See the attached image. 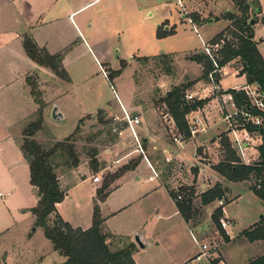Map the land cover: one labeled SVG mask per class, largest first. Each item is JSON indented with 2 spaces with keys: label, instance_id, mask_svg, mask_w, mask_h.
Wrapping results in <instances>:
<instances>
[{
  "label": "rangeland",
  "instance_id": "obj_1",
  "mask_svg": "<svg viewBox=\"0 0 264 264\" xmlns=\"http://www.w3.org/2000/svg\"><path fill=\"white\" fill-rule=\"evenodd\" d=\"M92 1L30 0L28 5L37 6L36 8L40 11L50 7L52 11L62 10V14H67ZM260 3L264 14V0H260ZM209 5H211L210 0H97L74 14L72 22L82 33L89 47L93 49L98 65L93 60L92 53L83 46H71L72 51L68 54L65 62L69 81L66 82L55 76V86H63L59 89L63 93H58L55 96L57 98H55L54 104L47 108L42 128L35 133L33 139L42 148L49 149L55 143L71 137L70 141L78 162L81 160L86 163L80 169V174L97 176L100 185L109 183L110 175L124 169L130 162L146 163L148 160L149 164L157 169L155 170L169 188L180 190L182 199L187 196L186 188L188 186L193 188L191 200L195 206V213L189 228L199 244L207 246L210 260L216 264H220V262L245 264L248 258L256 254L255 248H261L264 251V240H257L261 243L253 244L254 241L250 242L240 237V233L232 234L238 233L247 223H251L259 211L262 212L264 208L262 203L254 195L245 194L246 192L242 188L235 186L241 182L231 183L219 173V180L216 181L206 173L197 176L194 170L187 172L181 162L167 158L160 149L164 147L169 152H173L177 146L172 142V136L177 133V129L171 126L170 121L164 120V115L168 112L163 100L172 88L185 86V95L192 96V100L185 99L188 102L197 101L202 96H205V99L202 100L209 101L216 98L219 92L222 94V92L232 90L209 89V86L214 88V84L204 79L202 65L188 60L193 54L206 52L205 49L214 52L218 50V47L211 46L209 43L225 29L223 28L225 25H230V21L222 19L223 15L229 13L237 17L241 16L238 8L232 6L230 0H215L214 10H222L221 12H214L211 6L209 9ZM193 16L200 22L212 19L215 23L207 25L204 29L197 28L190 23V18ZM250 19L254 20V24L250 25L253 30L254 28L256 30L253 41L264 58V21L259 23L258 16L253 17L249 14L247 21ZM218 21L223 24L222 27ZM257 23L259 24L255 27ZM60 26L72 33L73 25H70L67 20H62ZM159 26H162V30L165 26L169 27V30H164V34L160 37L158 36ZM211 35H213L211 40L205 43V39ZM225 40L232 41L228 35ZM220 43L222 44V41ZM162 54L171 55H168L167 59L158 57ZM139 57L148 58L142 60ZM122 61L125 63V68L110 84L103 72L107 75L108 71L119 70ZM240 69L241 61L238 58L219 69L217 72L219 77L221 79L225 77L221 86L230 88L239 85L242 82L237 77ZM30 80L37 84V81H41L42 78L33 74L30 76ZM246 86L247 84L234 91L245 94ZM252 86L257 85L253 84ZM34 90L36 92L35 100H41L38 87L35 86ZM258 90L260 91L259 87ZM119 101L122 104H127L129 101L127 112L139 117L140 124L135 128L138 138L149 137L156 142L160 141L162 145L153 148V143L146 144L143 154L134 152L136 146L132 133L127 128H121L120 123L115 124L113 121L115 117L121 118V114H105L101 117L97 112L109 105L120 111ZM54 108L59 109L57 113L63 115L62 118L52 119ZM235 110L238 111L237 108L234 110L229 108L228 111L226 108L223 110L224 115L232 114ZM36 119L37 114L24 124L23 129ZM246 122V118L238 113L233 116L231 123L233 128L240 129ZM114 129L117 131L113 132ZM214 133L218 134V146L210 147L213 149L212 151H207L206 146L202 148L206 150L201 151L202 160H199L201 166L212 169V166L219 163L230 166L241 164L240 157H237L236 145H232L227 140L222 128H218ZM251 136L258 135L252 133ZM210 137L211 135L208 134L205 139V144L208 146ZM184 153L185 162L189 165L193 163L192 148H187ZM94 154L96 156L93 159ZM90 158L96 161V172L92 171L93 163L90 162ZM63 160L56 158L53 163L58 166L62 165L55 172L61 185L65 187V176L60 175L65 170ZM150 169L151 167H148V170ZM149 173L144 174L140 182L134 178L133 181L121 184L118 190L108 196L106 210L115 209L124 201H129L130 204L125 212L120 215L116 214L109 220V225L122 227V231H125L127 226L144 225L143 213L146 216H150V213L153 215V206L158 208V215L162 220L157 222L152 220L150 225H159L165 221L163 218L170 215L168 213H170L171 205L163 191H154L151 196L142 198L147 191L152 190L155 186V182L144 183V179H147ZM12 174L16 180V188L15 190L9 188L12 196L0 203V229L3 228L7 220L4 219L7 214L3 207L10 209L9 216L13 222L10 233L3 236L4 244L5 246L14 244L29 252L33 249L39 251L43 249L48 254L51 250L50 243L43 236L41 228H37L31 234V230L36 226L33 225L34 218L29 212L36 196H33L29 187L28 174L16 166L13 167ZM210 176L213 175L210 174ZM214 183L219 184L227 192L224 193L222 199L214 201L212 204L202 205L201 190L207 191L208 186ZM254 183L255 180L250 179L240 186L251 187ZM90 191L87 183L81 185L72 193L71 198L60 207V213L70 224L81 228L89 227L92 208L90 207V205L92 206ZM5 192L4 188H0L1 194H5ZM237 192L241 198L237 204H233L229 208L232 214L237 215L236 225L228 227L224 232L217 222L224 217V207L229 200L235 198ZM219 201L223 202L222 206L219 205ZM216 210L221 211L217 222L213 219ZM175 220L174 217L169 220L173 228H175ZM228 222L230 223L229 220ZM133 235L131 236L134 241ZM249 242L252 245H249ZM186 244L185 242L183 247ZM107 246L110 250H115L122 244H118L116 239H109ZM142 252L144 255L150 254L148 256L152 257L155 251ZM49 256L54 258L53 254H49ZM155 257V255L153 258L147 257L146 261L148 263L154 261ZM0 264H5L1 257Z\"/></svg>",
  "mask_w": 264,
  "mask_h": 264
},
{
  "label": "crops",
  "instance_id": "obj_2",
  "mask_svg": "<svg viewBox=\"0 0 264 264\" xmlns=\"http://www.w3.org/2000/svg\"><path fill=\"white\" fill-rule=\"evenodd\" d=\"M30 0H0V188H4L6 190L5 194H9L3 200L0 199V203H3L7 198L12 196V192H10L9 188L15 190V179L14 175L12 174L13 167L16 166L23 170L25 173L28 174V184H29V169L27 162L24 160L22 153L20 151V144L22 141V132L24 124L27 121H30L31 118L37 113L39 109L42 111L43 122L44 116L46 114L47 108L54 104L55 97L58 93H63V91H59L63 86H55V75L48 69L39 67L35 63H33L30 59L27 58L25 52L23 50V37L25 35L29 36L35 44L42 49H45L47 53L50 55H55L60 52H65L63 59H62V66L65 70V62L68 54L72 51V45L76 46H83L88 52L92 53V58L95 61L96 65H98V61L96 55L93 54L94 51L89 44L87 43L86 39L82 36V33L79 29L74 25L72 22V16L79 12L80 10L88 7L89 5L93 4L97 0H93L91 3L84 5L82 8L72 12V13H65L62 14V10L52 11L50 7L45 9L44 11H40L37 6L33 4H29ZM231 1V0H230ZM251 2L253 0H247ZM260 6V13L257 15L260 18L259 23H263L264 21V14H263V7L261 6L260 0H256ZM210 6L214 12H221L215 11V0H210ZM233 6V3L231 2ZM62 20H67L70 25H73L72 33L71 31H66L65 28L62 29L61 22ZM262 20V21H261ZM219 22V21H218ZM197 28H205L207 25L215 23L212 19H208L201 23L200 25L193 24ZM222 27V23L219 22ZM257 23L255 27L259 24ZM57 25V26H54ZM160 27V26H159ZM225 25L223 28H226ZM222 28V29H223ZM221 29V30H222ZM165 31L169 30V27L165 26ZM220 30V31H221ZM256 34V30H253ZM214 35V34H213ZM211 35L209 38L205 39V43L211 40ZM215 36V35H214ZM261 39V38H260ZM74 40V41H73ZM264 47V45H263ZM259 53L260 49H259ZM164 55V54H162ZM171 55V54H165ZM160 56V55H158ZM262 56V54H261ZM155 57V56H149ZM144 58V57H139ZM148 58V57H145ZM263 58V56H262ZM264 60V58H263ZM110 69V68H109ZM111 70V69H110ZM66 71V70H65ZM239 72V71H238ZM36 74L39 78H42L41 81H37L36 86L38 87L39 92L41 93V105L38 104L33 96L30 93V87L27 84V78H30L31 75ZM232 76H234L232 74ZM235 77V76H234ZM241 79V83L238 85H234L230 88H223L221 86L222 80L225 78L223 77L217 85L213 87L209 86V89L212 90H222L226 91L228 89L238 90L241 89L242 86H245V77L244 76H237ZM248 86V85H247ZM217 93V92H215ZM219 92L217 93L216 98H212L202 108H199L195 111H191L189 114L186 115L185 120L188 126H193L197 133L196 135L191 138L185 139L182 143H175L176 149L173 152H169L168 149L162 147L160 148L161 151L165 154L167 158L175 159L181 162L184 165L185 171L190 172L194 170L197 176L203 175L206 173L209 177L213 178V180H219L220 175L215 172L211 167H202L199 160L201 158V151L213 150L212 146H218V132L214 133L215 130L218 128H222V132H224V136L227 140L235 146V140L239 142H243L242 151L239 152L237 149V157L242 161L241 164L244 165H251L258 160V152L256 148L260 145L261 140L259 136H251L252 133L245 132L242 128L240 129H233L229 127V124L224 120V109L227 108V111L231 106L228 104L225 106L221 97L223 96ZM205 99V96L198 98V100ZM129 102V101H128ZM127 104H122L119 101V104L126 109L128 106ZM120 107V106H119ZM106 108V109H105ZM101 110L105 114L109 115H116L119 114L120 111L117 109H113L112 106H107ZM232 109V108H231ZM59 109L56 108V113ZM97 111V112H98ZM95 113V112H94ZM60 114V113H59ZM63 116V115H61ZM167 116V120L170 121L172 124L171 126L175 128L174 122L168 114H165L164 117ZM62 118V117H61ZM58 119V118H57ZM56 119V120H57ZM221 133V132H220ZM210 134V141L209 146L205 144L206 136ZM255 135V133H254ZM144 141L146 144L151 145L153 143V148L157 147L158 145H162L160 141L156 142L155 140H151L149 137H144ZM208 140V139H207ZM206 146V147H205ZM192 148V158L194 162L190 165L185 162V151L187 148ZM205 147L206 149H202ZM172 161V160H171ZM148 162V163H147ZM83 161H79L77 167L67 171L64 170V173L60 175L65 176V187L61 185L59 180L61 189L65 192L64 198L62 202L56 204V212L60 216V218L68 223L73 229H81L83 231L89 229L91 227L92 221V214H93V205L97 204L99 208V214L102 219V233L103 234H110L116 238H126L131 242H134L132 239V234H139L142 243L145 245L144 249H139L136 246L135 251L132 253L131 258L135 264H208L206 261H194L195 256L198 254V247L192 241L189 235V224L192 221L186 223L179 212L177 211L176 205L173 199L170 197L169 193L167 192L165 185H167L159 176V173L153 168L149 161L146 160V163L139 162L137 163L136 167L132 171L125 172L118 178H114L110 180L109 183L104 185L107 186L106 188V197L104 201L99 202L96 200V193L101 188L102 185L99 183H93L92 177L87 174H80V169L82 166H85ZM148 167H151L148 170ZM152 170L158 175L157 177L153 176ZM197 170V171H196ZM201 170V171H200ZM150 172L147 175V179H144L145 184H151L155 182V186L152 190L147 191L142 198H146L147 196H151L154 191H163L166 195L168 202L171 205V210L169 211L170 215L163 218L165 220L163 223L159 225H150L152 220L157 222L160 220V216L158 215V208L152 207L153 215L150 213V216H146L144 214V225L137 224L135 227L127 226L125 231H122V227H115L114 225H109V220H111L116 214L120 215L121 213L125 212L127 207L130 206L129 201H124L115 209L106 210V205L108 201V196L112 192L118 190L121 184L128 183L133 181L135 178L137 181H141V177ZM115 173V172H114ZM113 173V174H114ZM111 174V175H113ZM212 174L213 176H210ZM193 178V177H192ZM194 179V178H193ZM248 181H243L239 183V185H235L236 187L239 186L246 192L245 194L253 196L254 193L251 191L250 187H243L240 186L242 183H246ZM87 183L90 187V199L92 206L90 205L91 216H90V225L86 228H81L70 224L60 213V207L63 203L68 201L71 198L72 193L78 189L81 185ZM232 183V182H231ZM216 183L208 186L210 189ZM29 187L33 193V196H36L35 189L29 184ZM204 187V186H203ZM173 190V188H170ZM224 189V188H223ZM234 189V188H233ZM204 190H201L203 193ZM227 190L225 189V193ZM200 193V194H201ZM255 196V195H254ZM256 197V196H255ZM241 195H235L234 199L229 200L227 205L224 207V216L230 221L231 227H235L236 225V218L237 215L232 214L229 208L233 204H237ZM257 198V197H256ZM33 205H31L30 209L34 208L37 204L38 198L37 196L34 198ZM262 205L264 203L257 198ZM74 203H76L74 201ZM78 204V203H77ZM194 204V203H193ZM212 204V203H211ZM78 206V205H76ZM5 208V212L7 216H4L6 220L5 225L2 229H0V257L3 259V263L5 264H64V258L61 257L56 251L53 250V247L50 243V252L47 254L45 250L39 251L32 250V251H25V249L17 247L14 244L6 245L4 244L3 236L5 234H9L10 230L12 229L13 222L10 220V209L8 207ZM23 213V212H22ZM31 214V212H29ZM263 213V214H261ZM32 215V214H31ZM154 216V217H153ZM34 218V216L32 215ZM174 217L176 220L175 228H173L169 220ZM264 219V208L259 211L251 223H247L243 229H241L238 233L232 235H238L240 233V237L246 240L241 233L245 230L252 229ZM162 220V219H161ZM35 223V218L33 225ZM39 227H35L34 230H31V234L35 232ZM43 233V232H42ZM133 235V236H134ZM187 243L186 246L183 247V244ZM250 243V242H249ZM261 243V241H254L253 244ZM249 245H252L250 243ZM197 247V248H196ZM256 247V246H255ZM256 254L251 256L250 258L245 261V264H248L250 261L257 259L264 255V251L260 248H255ZM149 250L155 255L154 261L147 262L146 258L150 254H143L142 251ZM49 254H53L54 258H51ZM224 264V263H223Z\"/></svg>",
  "mask_w": 264,
  "mask_h": 264
},
{
  "label": "trees",
  "instance_id": "obj_3",
  "mask_svg": "<svg viewBox=\"0 0 264 264\" xmlns=\"http://www.w3.org/2000/svg\"><path fill=\"white\" fill-rule=\"evenodd\" d=\"M231 2L238 8L241 16L237 17L229 13L223 15L222 19L230 21V25L209 43L211 46L218 45V50L215 52L212 50L210 54H205V52L200 54L196 53L191 55L188 60L202 65L204 79L207 82L217 85L221 78L217 72L213 73L215 70L214 65L217 66V69H221L233 59L238 58L241 61L239 75L245 77L247 85L255 84L260 88L264 102V60L253 41L254 31L250 25L251 19L247 21L249 14L254 17L260 13V6L256 0L251 2L247 0H231ZM190 20L196 25L203 23L195 16L191 17ZM162 29V26H160L158 32L159 37L164 34V30ZM227 35L231 37L232 41L225 40ZM220 41H222V44ZM22 45L25 55L33 63L50 70L59 79L66 82L69 81L68 75L62 66V59L65 52L50 55L45 49L39 48L27 35L23 37ZM158 57L167 59L168 55H160ZM141 59L147 60L145 57ZM124 68L125 63L122 61L119 70L108 71L106 75L108 82L111 84L112 80ZM210 74H212V81L208 78ZM26 81L30 87V93L35 99V81L32 83L30 78H27ZM185 90V86L172 88L165 95L163 103L168 115L174 122L177 132L187 139L190 137V134L188 124L185 120L186 115L191 111L202 108L207 103V100L188 102L185 100ZM225 93L231 94L234 105L238 110L245 111L253 117L261 118L260 126H254L250 123L244 124V129L248 133H256L260 137L261 143L256 148L258 152L257 162L251 165L237 164L236 166L222 165L219 163L212 166V169L232 183L254 179L255 183L250 189L264 203V111L250 107L247 97L243 92L229 90ZM35 101L40 105L42 104L39 99ZM36 114L37 119L30 122L23 129V138L20 144V151L29 169V184L35 189L38 198L36 206L30 209L31 214L35 218L34 225L41 228L43 236L51 243L53 250L64 258V264H135L131 258L132 253L136 249L134 242L126 238H116L117 243L122 244L120 248L110 250L107 246L109 239H115V237L102 233V219L97 204L93 207L91 227L85 231L73 229L57 214L55 206L62 202L65 192L61 189L59 179L55 172L62 165L58 166L54 164L53 160L56 158L64 159L63 164L65 170L69 171L77 167L78 158L74 154L73 144L70 141L71 137L55 143L49 149L42 148L33 139L35 133L43 125L41 109ZM98 114L101 117L105 115L103 111H98ZM119 126L121 128L124 127V125ZM146 143V141L141 139L143 151H145ZM95 156L96 154L93 155V159ZM93 159L90 158V162L93 163L92 171L96 172V161ZM136 165L137 163L130 162L124 169L110 175L111 180L120 177L125 172L134 170ZM106 188V185H102L97 191V201H104L107 193ZM165 188L173 199L177 211L183 220L186 223L193 221L192 219L195 213V206L191 200L194 191L193 188L188 186L186 188L188 191L186 198L182 199L181 197L180 201H175L177 195L180 194V190H171L167 185H165ZM224 193L225 190L219 184H215L212 188L201 194V204L208 205L220 200L224 197ZM220 215L221 211L216 210V214L213 216L214 221L217 222ZM241 236L250 242L264 240V219L259 221L251 230L243 231ZM211 264L216 263L212 261ZM248 264H264V255L250 261Z\"/></svg>",
  "mask_w": 264,
  "mask_h": 264
},
{
  "label": "built area",
  "instance_id": "obj_4",
  "mask_svg": "<svg viewBox=\"0 0 264 264\" xmlns=\"http://www.w3.org/2000/svg\"><path fill=\"white\" fill-rule=\"evenodd\" d=\"M215 47H218V45H215ZM205 51H206L205 52L206 54H210L209 50L205 49ZM214 67H215V70L213 71V73L218 72L219 69H217V66L214 65ZM103 75L106 77V74L104 72H103ZM209 78H210L211 81L213 80L212 79V74L209 75ZM244 91H245L246 97L248 98V102H249L250 107H253V108H255V109L259 110V111H264L263 96L260 93V91L258 90V87L257 86L253 87L252 85H248V86H246V88H244ZM223 94L224 95L221 98H222V100L224 102V105L226 106L228 104L229 106H231V108L233 110L236 109L231 94H229V93L225 94V92H223ZM185 99L192 100V96L185 95ZM119 106H120L121 118L115 117L113 119V121H114L115 124H117V123L119 124L120 123V125H124V128H127L132 133L133 139H134V143H135V146H136V148L134 149V152L143 154L144 151H143V148H142L141 139H139L137 134L135 133V128L140 124L139 117L130 115L127 112V110L124 109L120 104H119ZM238 113H240V115H242V116H244L246 118L247 122L245 124L250 123V124H252L254 126H260L261 121H262L261 118L253 117V116L249 115L247 112L242 111V110L241 111L235 110L234 113H232V114L229 113V114H227L224 117V120L229 124L230 128H233L232 123H231L232 119H233V116L237 115ZM167 118L168 117L165 116L164 120L167 121ZM188 127H189L190 137L193 138L196 135L197 130L193 126H188ZM233 129H235V128H233ZM242 129L245 132H247L244 129V127H242ZM116 131H117V129L113 130V132H116ZM172 139L176 143H182L185 140V137L177 132L176 134H173ZM235 145H236L238 151L241 152L242 148H243V142H241V141L239 142L238 140H235ZM152 173H153L154 177L158 176L153 170H152ZM92 182L93 183H99V178L97 176L92 177ZM8 195L9 194L3 195V194L0 193V199L3 200ZM180 200H181V195L178 194L176 199H175V201H180ZM218 203H219L220 206H222V204H223L222 201H219ZM218 223H219L220 228L224 232L227 231V228L231 226L225 216L220 218ZM189 235H190L192 241L194 242V244L198 247V254L195 256L194 261L198 262V261L203 260V261H206L208 264H211L212 261L210 260L211 257L209 256V250H208L207 246L199 244V242L195 238V236L192 233V231H189ZM220 264H223V263L220 262Z\"/></svg>",
  "mask_w": 264,
  "mask_h": 264
},
{
  "label": "water",
  "instance_id": "obj_5",
  "mask_svg": "<svg viewBox=\"0 0 264 264\" xmlns=\"http://www.w3.org/2000/svg\"><path fill=\"white\" fill-rule=\"evenodd\" d=\"M252 25L254 24V20H251L250 22ZM61 114L56 113V108H54L52 110V119L56 120L57 118H61ZM34 230V229H33ZM134 244L139 248V249H144L145 245L142 243L140 235L139 234H135L134 235Z\"/></svg>",
  "mask_w": 264,
  "mask_h": 264
}]
</instances>
